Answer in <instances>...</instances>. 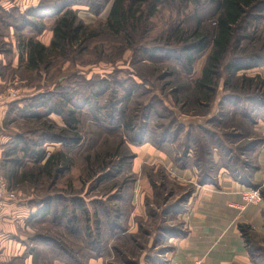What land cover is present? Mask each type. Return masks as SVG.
I'll return each instance as SVG.
<instances>
[{
    "label": "trees",
    "instance_id": "obj_1",
    "mask_svg": "<svg viewBox=\"0 0 264 264\" xmlns=\"http://www.w3.org/2000/svg\"><path fill=\"white\" fill-rule=\"evenodd\" d=\"M202 2H207L211 7V14L205 20L208 23H214V28L211 31L202 27V19L195 17L198 8L203 5ZM109 4L110 9L103 24L104 29L112 36L120 37L129 49L134 46V39L137 38L138 34L147 35L150 31L149 20L157 14L161 5L176 6L180 12L192 7V16L196 19V27L192 32L179 27L168 32L167 37H165V45L169 49L176 50V52H169L166 60H169L167 64H170L171 56L175 58L174 61L182 69L183 75L193 84L196 103L198 102L200 105L209 106L214 99L221 71H224L227 76L225 87H228L230 80H236L235 75L237 73L264 67V53L259 55L256 53V48L252 46L255 42H261V47H264V36L262 39L260 38V35H264V30L263 33L257 34V31L262 27L261 24L264 28V0H41L34 8L23 11L15 6L8 10L0 6V30L1 27L7 30L6 33L0 35L1 41L4 39L1 42L0 55L6 53L5 55H8L11 60L13 44L9 40L6 44L4 42L13 36L21 64L25 66L27 71L39 72L41 69H47L50 67L51 59H65L69 49L78 48L80 50L86 42L95 37V34L91 33L89 28L78 19L77 10L73 8L83 6L87 8L90 14L97 16ZM48 22L53 23L50 29L52 38L50 45L45 47L36 38L46 30V23ZM245 42L248 45L243 47L242 43ZM173 44H178L180 47L173 48ZM152 50L155 51L154 55L150 52H146L145 55L149 58V62L161 63L163 61L166 63L162 59L153 61L155 54L164 53V51H160L162 49ZM231 50L240 51V57L228 62L227 57ZM206 52L208 54L201 77L191 80L195 63ZM7 67L10 68V63L4 66L5 69ZM136 78L143 85H146V80L139 76ZM129 79L126 81L129 83L125 87L116 80H113V83L102 80L98 86L91 83L88 87L89 93L87 95L80 94L77 101H75L77 92L45 91L11 102L10 113L14 110L12 107L18 106L20 102L23 105L15 108L20 119L32 120V122L43 120L49 124V127L43 123V126L37 129L39 131L36 139H27L21 134L13 137L11 147L4 151L2 160L3 168L4 166L10 167L8 169L10 178L18 174L17 170L23 168L27 162H31L33 167L41 166L40 171L47 175H51L53 170L58 174L67 172L66 155L78 144L79 117L84 116V114H88V117L89 115L92 116L93 126L109 130H123L128 135L127 141L130 144L139 146L148 142L159 151L172 157L174 161H176L174 152H169V149L164 150V147L176 146L175 143H178L181 160L179 161L177 157V163L181 164L180 168L198 166L197 168L201 170L199 167L200 162H202L201 155L198 159L200 143L194 140L197 135L192 137L195 135L194 132L200 128L194 126L185 130V127L173 118L169 127H165L160 133L154 132L153 130L157 128L151 126V122L160 119V116L154 111L156 105H147L144 109L139 106L140 110L138 109L136 116L130 117L135 112L129 110L128 107L139 84L136 83L133 75H130ZM237 79L240 80V86L235 88L231 86L229 95L222 97L220 105L222 104V107L225 108L224 115L230 116L232 119L239 117L247 125L249 124L254 132V126L259 121L264 123V82L258 76L254 78L241 76ZM244 87L247 90H244ZM179 90L176 89L175 93ZM101 103L102 105H100ZM51 115L61 117L64 123V127L57 129L56 132L51 128L55 125L49 119ZM139 116L145 124L140 127L137 123ZM135 118H137L136 121ZM199 131L202 132V137L207 138L205 142H202L201 148L204 149V153L201 152V154L209 156L211 153L212 156V151H210L212 149L219 153L217 161L211 159L207 174L202 176V173H199V178H201L199 185L214 184V175L220 169H225L235 180L248 187L259 189V185L252 186L247 182L254 170L253 163L250 167V174L243 169L240 172L237 171V174L232 172L230 168L235 158L226 157L224 162L219 151L221 147L212 141H208L211 138L214 139L216 134L213 131ZM262 141L263 139L259 138V140L246 144L245 151L253 155ZM49 144L60 145V149L47 155L44 146ZM189 152L194 154V158L197 157L198 165L192 160L193 156L189 157ZM236 160L238 162L239 158ZM243 162L242 160L241 163ZM36 170L39 173V169ZM259 191L262 199H264V189H259ZM188 196L189 192L182 197L181 201H185ZM30 203L37 207V212L28 219L31 226L48 220L49 225L65 232L68 237L81 244V247L76 250L54 237L38 234L31 236V243L33 244L34 241L42 243V250H45L48 256V260L43 261L44 257L41 258L39 249L33 247V252H36L34 258L37 264H52L55 261L62 264H88L93 259L110 258L109 249L112 252L111 257L118 258L120 252L115 245L111 246V244L114 242L124 244L131 240L126 229L118 223L116 216L113 218L109 216V221L103 218L105 208L97 199L87 203L86 199L79 196H68L61 199L57 195L53 198H44L40 202L33 199ZM95 204L96 206H94ZM104 225L107 230L105 237H103ZM239 231L249 246L248 240L253 234L251 228L239 226ZM105 238H107L106 241ZM109 243H111L110 246H108ZM27 255L24 254L12 264H23ZM250 257L252 260L251 253ZM156 259H158L157 264H166V260L161 256H157Z\"/></svg>",
    "mask_w": 264,
    "mask_h": 264
},
{
    "label": "rangeland",
    "instance_id": "obj_2",
    "mask_svg": "<svg viewBox=\"0 0 264 264\" xmlns=\"http://www.w3.org/2000/svg\"><path fill=\"white\" fill-rule=\"evenodd\" d=\"M1 1L3 0H0V4ZM4 1L11 3L14 0ZM36 1L39 2L41 0H17V3L23 2L25 7ZM110 4L97 16L90 14L86 7L73 8L77 10L78 19L89 28L91 33L95 34V37L86 42L80 50L78 48L69 49L68 56L65 59H51L50 67L47 69H41L39 72L27 71L24 68L25 66L20 62L17 68H12L10 65L9 69L8 67L5 69L4 66L8 65L11 60L8 55H5L6 53L0 55V105L2 102L8 103L7 111L0 124V142L4 141L5 137L7 138V144L0 145V169L3 168V153L11 147L13 137L21 134L26 136L27 139H36L39 131L37 129L45 123L43 120L32 122V120L20 119L19 113L15 110L16 107L23 105L20 102L18 106L12 107L14 110L10 113L9 106L11 102L19 101L24 97L45 91H60L61 93H65V91L68 93L77 92L78 95L75 100L77 101L80 94L87 95L89 93L88 87L91 83L98 86L102 80H107L109 83H113V80H116L122 83L121 86L125 87L129 83L126 81L130 80V75H133L134 80L139 86H137L131 104L128 107L129 110L135 112L131 115L129 112L130 117L136 116L140 110L139 106L144 109L147 105H156L154 111L160 116V119L151 122V126L157 128L153 130L156 133L162 132L167 126L169 127L173 118L183 126L181 120L187 117L189 118L188 121L193 122L195 125L188 124L189 126L185 130L195 126L203 132L204 130L207 132L213 131L216 136L214 139L211 138L208 141H212L218 147H221L219 151L220 155L223 156L224 162L226 157L230 158L232 156L235 158L230 168L232 172L237 174V171L240 172L243 169L250 174V167L254 162V156L246 152L244 147L246 144L259 140L261 137L255 129L253 132L252 127L239 117L232 119L230 116L224 115L225 108L222 107V104L220 105L221 99H219V96L221 95L219 94V88H222V93L227 92L224 96L229 95L231 86L234 88L240 86V80L237 78L241 76L246 78L258 76L264 82V68L260 67L263 69L260 70L261 76L256 75L251 77L252 73L248 76L241 72L236 74V80H230L228 87H225L227 76L224 71H221L214 99L209 106L206 104L200 105L198 102L196 103L197 99L193 84L183 75L182 69L174 61L175 58L171 56L170 64H167L169 60H166L169 52H176V50L169 49L165 45V37H167L168 32L176 27L192 32L196 27V19L192 16V7L184 12H180L176 6L161 5L157 14L149 20L150 31L147 35L138 34L137 38L134 39V46L129 49L120 37L112 36L104 29L103 24L108 16ZM202 4L198 8L195 17L202 19V27L208 29L207 31H211L214 28V23L205 21L207 16L211 14V7L207 2H202ZM52 24V22L46 23V29L50 30ZM261 25L263 27V24ZM262 27L257 31V34L264 30ZM1 28L0 35L7 31L3 27ZM263 36L260 35V38L262 39ZM8 40L10 41V37L6 39L4 44L8 43ZM3 41L4 39L2 41L0 39V46ZM242 45L246 47L248 44L245 42ZM261 45V42L252 44L259 55L264 53V47H261ZM179 47L178 44H173V48ZM152 49H162L160 51H164L163 54H155L153 61L162 59L166 63L163 61L161 63L149 62V58L145 55L146 52L154 55L155 51ZM207 54L208 52L202 57L203 63L198 68L200 71L204 66ZM237 57H240V51L231 50L227 61L229 62ZM197 62L194 65L193 74L194 71L198 72L196 66L199 65V62ZM136 76L146 80V85H143ZM7 82L9 84H6ZM176 89H180L179 92L175 93ZM244 90L247 89L244 87ZM176 99L178 100L177 102ZM221 115L222 117H220ZM49 119L55 124L51 127L54 132L64 127L61 117L51 115ZM79 119V127L77 128L79 141L66 155L67 172L58 174L53 170L51 175H47L40 171L41 166L33 167L31 162H27L23 168L17 170L18 174H15L13 178L9 176V166H4L5 169L0 170L1 175L4 179L6 177V183H9L14 188L12 192L15 193L16 198L18 195L25 198L32 197L37 202H40L44 198H53L57 195L61 199H65L68 196H79L86 199L87 203L97 199L102 207L105 208V216L103 215V218L109 221V216L111 218L116 216L118 223L126 229L131 237L128 243H109L108 246L111 244V246L115 245L118 248L120 256L118 258L111 257L112 252L109 249L110 258L102 259L103 263L143 264L146 258L145 255L152 250L154 239L158 236L161 237V231L166 226L171 225V222H168V218H173V216L172 212L166 211L167 206L172 203L177 204L182 200V198L179 200L180 197L177 196L180 193L178 185H176L179 182L177 171L191 168L196 169L195 184H191L183 189L189 192L199 185L201 179L199 178V173L201 172L202 176L207 174L211 159L213 158V161H217L219 153L215 149H212L210 150L212 151V156L211 153L209 156L201 154V152L204 153V149L201 148L202 142H205L207 138L202 137V132L199 130H193L195 131V135H192V137L197 135L194 140L200 143L198 159L200 158L199 155H201L202 162L199 164L196 160L197 157L194 158L192 152H189V157L193 156L192 160L197 165L199 164L201 170L197 168L198 166L182 169L180 168L181 164L177 163V157L179 161L181 160L178 143H175L176 146L164 147V150L169 149V152H174L173 155L176 157V161H174L172 157L159 151L148 142L139 146L130 144L127 141L128 135L123 130H109L93 126L91 115L88 117V114H84ZM57 120L61 121V123ZM137 123L138 127L145 125L143 120H140V116L137 119ZM45 124V126L49 127L48 123ZM51 145H45V151ZM55 146L58 147V145ZM54 152L55 149L52 150V153ZM238 158L237 162L236 159ZM242 160L244 161L243 163H241ZM241 165L244 166L242 167ZM36 169H39V173ZM214 177L216 178V174ZM137 182L149 184L152 191V197L150 198L146 197L145 192L143 193L145 195L143 200L144 217L137 216L135 208L130 203ZM133 215L134 225H131L130 220ZM31 227L33 229H30L32 232L28 234L29 237L36 234L54 237L55 239L64 241L67 246L69 245L73 249L78 250L81 247L80 243L68 237L65 232L49 225L48 220ZM104 228L103 237L106 236L107 232L106 226ZM251 232L253 234L248 240L249 254H252L251 262L253 264H264V237H260L254 231ZM106 240L107 238H105ZM150 244L152 245L150 246ZM32 246L39 249L41 258L44 257L43 261L48 260L45 250H42V243L34 241Z\"/></svg>",
    "mask_w": 264,
    "mask_h": 264
},
{
    "label": "crops",
    "instance_id": "obj_3",
    "mask_svg": "<svg viewBox=\"0 0 264 264\" xmlns=\"http://www.w3.org/2000/svg\"><path fill=\"white\" fill-rule=\"evenodd\" d=\"M37 4L38 1L24 7L23 2L18 4L17 0H14L7 3L3 0L0 6L6 10L15 6L23 11L34 8ZM51 38L52 32L46 29L36 39L39 43L48 47ZM10 41L13 44L10 65L12 68H17L21 61L13 36H11ZM198 62L199 65L196 66V70L202 65L203 58ZM262 68H255L241 73L248 76L252 73L251 77L261 76L260 70ZM201 74L202 70L194 71L191 80L199 79ZM219 91L221 95L219 99H222L227 92L222 93L221 87ZM7 104V102H2L0 105V124L7 111ZM188 119L185 117L184 120H181L185 128L191 124L195 125L193 122H189ZM254 129L263 141L253 154L254 170L247 182L252 186L259 185V189H264V123L258 122ZM1 144H7L6 137L4 141L0 142ZM55 145L57 144L48 147L47 155L52 154L54 149L55 152L59 150L58 147L60 146ZM196 174L197 171L194 168L177 171L179 182L176 185H178L180 191L177 195L180 197L179 200L185 193H188L183 189L195 184ZM9 189L14 191L12 185H9ZM248 189H252V187L235 180L227 170L220 169L216 174L214 184L197 185L189 191V196L185 201L179 202L178 200L179 203L177 204H169L166 211L172 212L173 218L167 217L169 220L167 221L171 222V225L166 226L161 231V237L158 234L156 235L158 238H153L154 242H157L153 244L151 252L145 255L146 258L143 264H157V256H161L166 261L181 264H194L196 262L201 264H253L249 254V246H247L239 231V226H249L260 237H264V199L259 204L246 203L243 194ZM144 192L146 197H152L149 184L137 182L130 200L131 205L135 208V214L140 217L145 215ZM31 200H33L32 197L25 198L18 195L15 201L4 205L0 219V264H12L13 261H18L24 254L28 255L25 256L23 264H37L34 258L35 253L32 250L31 236L28 235L32 232L30 229H33L28 223V219L37 212V207L30 203ZM175 209L176 212H174ZM132 217L130 221L131 225H134V215ZM166 235L169 236L166 237ZM52 264L62 263L55 261ZM88 264L104 263L101 259H93Z\"/></svg>",
    "mask_w": 264,
    "mask_h": 264
},
{
    "label": "built area",
    "instance_id": "obj_4",
    "mask_svg": "<svg viewBox=\"0 0 264 264\" xmlns=\"http://www.w3.org/2000/svg\"><path fill=\"white\" fill-rule=\"evenodd\" d=\"M0 101H1V96H0ZM243 199L246 203L249 204H259L263 200L259 189H253V188L248 189L243 194ZM15 200H16L15 193L8 189V183H6L4 177L1 175L0 172V219L4 205L8 202H12ZM166 264H181V263L166 261ZM194 264H201V263L196 262Z\"/></svg>",
    "mask_w": 264,
    "mask_h": 264
}]
</instances>
